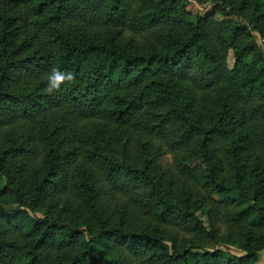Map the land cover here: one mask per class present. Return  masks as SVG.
<instances>
[{
    "label": "trees",
    "instance_id": "16d2710c",
    "mask_svg": "<svg viewBox=\"0 0 264 264\" xmlns=\"http://www.w3.org/2000/svg\"><path fill=\"white\" fill-rule=\"evenodd\" d=\"M208 1L0 0V264H256L264 64L241 19L264 34V0ZM125 134L201 160L207 225L159 154L116 156Z\"/></svg>",
    "mask_w": 264,
    "mask_h": 264
},
{
    "label": "rangeland",
    "instance_id": "374dc122",
    "mask_svg": "<svg viewBox=\"0 0 264 264\" xmlns=\"http://www.w3.org/2000/svg\"><path fill=\"white\" fill-rule=\"evenodd\" d=\"M185 9L188 11L189 17L195 19L197 15L203 14L205 11L211 10L212 3L208 0H182ZM250 12L241 21L248 24L250 32L254 38V42L260 49L262 55V62L264 64V34L260 33L257 28L254 29L253 21L249 18ZM217 19L230 18L236 21L233 16L216 15ZM233 62L232 52L229 51L226 56V63L231 68ZM115 154L118 158H129L133 160L140 159V153L146 151L147 158L152 159L159 154L158 160L163 166L162 171L167 177L164 176L167 182V189L171 192L175 200H188L189 208L196 213L207 225V216L203 212L206 207L205 202L212 201L213 199H221V196L216 192H209L204 186V179L200 175L195 178L193 171L203 169L204 164L200 159L184 163L178 159V154L171 153L164 142L156 139L147 140L146 138L137 139L136 141L129 135L125 134L120 138L119 144L114 145ZM183 167L184 170L180 169ZM221 249L229 254L240 256L243 252L235 245L220 242L219 240H205L202 244V250L213 251ZM264 250V249H263ZM256 264H264V251L260 250L257 255Z\"/></svg>",
    "mask_w": 264,
    "mask_h": 264
},
{
    "label": "clouds",
    "instance_id": "9594fccd",
    "mask_svg": "<svg viewBox=\"0 0 264 264\" xmlns=\"http://www.w3.org/2000/svg\"><path fill=\"white\" fill-rule=\"evenodd\" d=\"M57 79H60V77H57Z\"/></svg>",
    "mask_w": 264,
    "mask_h": 264
},
{
    "label": "crops",
    "instance_id": "0c3cea01",
    "mask_svg": "<svg viewBox=\"0 0 264 264\" xmlns=\"http://www.w3.org/2000/svg\"><path fill=\"white\" fill-rule=\"evenodd\" d=\"M264 250H262V252H263Z\"/></svg>",
    "mask_w": 264,
    "mask_h": 264
}]
</instances>
